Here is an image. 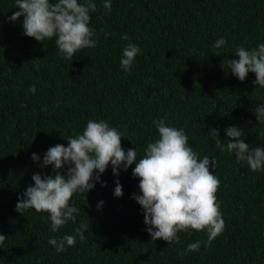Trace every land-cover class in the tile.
<instances>
[{
    "label": "trees",
    "instance_id": "16d2710c",
    "mask_svg": "<svg viewBox=\"0 0 264 264\" xmlns=\"http://www.w3.org/2000/svg\"><path fill=\"white\" fill-rule=\"evenodd\" d=\"M93 2L89 26L97 46L72 61L59 53L55 38L42 44L25 36L23 17L8 19L19 10L15 0H0V234L7 238L0 264H264V172L221 152L209 133L216 128L225 140V128L239 126L246 143L264 147V124L254 113L264 88L255 89L254 73L239 81L227 64L238 59L237 47L264 43V0H110V13L104 0ZM125 34L129 40L121 39ZM221 37L226 46L216 49ZM128 43L141 50L130 72L120 65ZM160 119L184 129L199 156L218 163L213 173L225 230L210 247L206 230L180 232V243L170 246L152 241L144 210L132 198L142 195L135 164L121 168L119 177L109 165L101 176L108 187L97 183L75 194L76 222L58 232L51 231L48 213L15 210L34 185L33 174H54L34 162L33 153L42 161L50 147H66L69 137L82 134L88 120H104L125 133L122 148H136L139 159L158 139L153 121ZM117 179L121 198L114 196ZM81 223L88 226L84 241L77 237L61 253L48 243L73 235ZM197 241L200 250L186 252Z\"/></svg>",
    "mask_w": 264,
    "mask_h": 264
},
{
    "label": "clouds",
    "instance_id": "9594fccd",
    "mask_svg": "<svg viewBox=\"0 0 264 264\" xmlns=\"http://www.w3.org/2000/svg\"><path fill=\"white\" fill-rule=\"evenodd\" d=\"M103 7L110 13V0H104ZM15 8L19 10L8 18L9 21L17 22L23 17V34L42 44L55 38V45L65 60L73 61L81 50L97 46V34L89 26L90 14L97 10L93 0L82 3L78 0H15ZM121 39L129 40V37L125 34ZM226 43L221 37L214 47L221 49ZM140 51L133 43L124 47L120 60L124 71H131ZM235 56L238 59L227 60L230 73L241 82L254 73L255 89L257 86L264 88V43L252 49L237 47ZM30 91L35 94L36 87L33 85ZM254 113L258 123L264 124V103H259ZM153 124L158 139L147 144L139 159L136 148L127 151L122 148L125 133L110 127L104 120H88L82 134L69 137L66 147L63 144L50 147L42 161L33 153L31 159L43 168L51 166L54 174H33L34 185H29L19 197L15 210L23 216L29 210L48 213L51 231L58 232L69 221L76 222L79 209L70 203L75 194L89 193L97 183L108 187L101 176L109 165L113 175L119 177L121 168L127 172L135 164L132 175L139 179L142 195L134 194L132 198L144 210L146 231L152 241L163 240L170 246L180 243V232L206 230L207 246L210 247L225 230L216 198L220 180L213 173L218 163L208 156L201 158L190 146L184 129L169 126L166 119L155 120ZM224 131L227 139L221 140L218 129L209 130L215 146L221 152L234 153L237 162L247 164L253 173L264 172V147L246 143V132L239 126H230ZM115 183L114 196L121 198L123 187L119 179ZM103 205L100 201L97 210ZM87 228V224L81 223L73 235L52 238L48 243L61 253L66 246H75L77 237L84 241ZM6 240V236L0 234V245ZM200 248L199 241L189 243L186 252H198Z\"/></svg>",
    "mask_w": 264,
    "mask_h": 264
}]
</instances>
